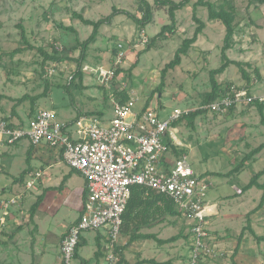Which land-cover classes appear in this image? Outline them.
Segmentation results:
<instances>
[{"label": "rangeland", "instance_id": "rangeland-1", "mask_svg": "<svg viewBox=\"0 0 264 264\" xmlns=\"http://www.w3.org/2000/svg\"><path fill=\"white\" fill-rule=\"evenodd\" d=\"M146 1L152 9V19L148 24L141 26L132 17L116 16L111 25L101 28L97 41L90 46L83 67H111L118 45L124 46L126 59L121 67L124 72L110 87H103L96 77L88 72H83L82 81L78 78L71 83L70 77L77 71V65L73 61L48 63L43 71L44 56L39 50L42 49L49 54L59 52L70 59L79 58L80 50L74 49L77 40L80 42L87 40L93 28L85 26L76 15L91 21H99L111 15L116 8L129 12L135 18H141L145 8L141 6L139 0H0V95L5 96L0 99V120L24 122L39 110H52L57 119L64 123L71 122L80 114L98 115L101 112L100 116L108 123L113 117L112 96L117 89L123 90L125 87L137 92L138 109L144 107L151 99L149 107L160 109L161 117L165 119L175 108L196 111L208 104L206 99L212 91L210 72L220 68L225 62L222 57L226 37L224 24L221 21H210L207 8L202 6L194 8L198 0H190L188 5L176 13L174 26L169 27L170 29L161 35L165 26L172 25L169 7L158 5L155 0ZM172 1L179 3L183 0ZM206 1L219 5L217 9L221 11L224 9L230 11V6L233 7V25L236 33L232 47L226 54L228 60L238 62L241 66L231 64L216 77L220 90L223 92L230 85L248 86L252 94H264V4L258 0ZM194 13L205 23V28L188 54L181 57V62L168 70L160 92L158 88L163 81L162 71L175 59L183 41L192 38L198 27ZM65 28H73L75 32ZM23 29L29 43L22 40ZM27 46H33V49H25V52L10 56L16 48ZM149 46L151 48L146 52ZM136 62L137 66L129 74V70ZM52 65L54 67L50 68ZM52 68L55 72L47 74L46 71L50 72ZM242 70L250 76V83L244 79ZM45 81L51 84L47 96L38 99L35 104L31 100L22 104L17 103L18 99L26 95L32 98L42 95ZM80 110L88 113H79ZM178 136L183 144L192 146L191 151L186 149L189 151L188 161L197 176L207 171L222 173L214 174L215 187L209 190L206 201L220 203L229 200L234 204L233 211L227 205H220L227 222L223 224V228H219V232L226 237L224 244L229 251L235 248L238 242L242 243L239 236L243 226L249 225V221L247 216L244 223H241V219L245 217L247 211L260 205L264 192L253 187L238 195L233 185L243 190L253 176L264 170V151L251 158L245 169L236 175L228 176L223 173L238 167L245 156L264 144V125L261 123L259 111L250 104L248 107L239 105L232 113L210 112L196 120L195 130L181 126ZM21 144L19 148L10 147V150L16 152L11 164L5 159L2 160L5 154L0 156V170L10 172L0 175V201L20 197L19 206L10 210V217L7 220L6 230L9 233L6 234L11 236L13 242L7 247L2 246L10 257L8 259L3 257L1 260L9 264H35V260L39 264H56L60 250L52 234H48L56 230L55 219L49 217L42 220L43 214H39L40 232L37 231V226L30 219V208L36 202L37 187L34 186L32 190L26 188L27 182L31 180L30 174L22 182L13 183L14 177H19L28 167L25 160L28 143L23 141ZM52 152L54 156L56 153V156H59L57 151ZM66 170H69L68 167ZM259 181L264 184V176ZM254 198L255 201H251ZM241 203L244 204L238 207ZM256 208L251 212L262 211L259 221L261 228L255 224L254 230L255 233L264 235V205ZM229 213L237 216V219L231 220L227 215ZM210 219L215 221L220 218ZM187 222L184 215L178 214L176 217L167 215L165 221H162L160 236L169 239L181 232L187 233ZM210 223L211 228L212 222ZM159 231L157 228L156 232ZM247 233L251 235L249 231ZM97 234L93 231L83 234L82 241L85 242L73 264H82L83 260L88 264H96L95 254L99 249ZM121 239L123 231L118 242L122 243ZM139 243L135 245L136 248L139 247ZM147 243L157 246L153 240ZM186 243L182 239L176 245L178 247L175 253L176 260L182 258L181 253ZM162 247L165 249L164 252H170L173 246ZM263 249L264 241H253V238H249L245 241V252L241 254V259L237 258L236 261L240 264H250ZM44 251L46 252L43 253ZM155 252L156 249L148 250L145 256L155 258ZM232 260L233 257H230L228 262L232 263ZM257 261L264 264L263 260ZM101 264H107L106 257Z\"/></svg>", "mask_w": 264, "mask_h": 264}, {"label": "built area", "instance_id": "built-area-1", "mask_svg": "<svg viewBox=\"0 0 264 264\" xmlns=\"http://www.w3.org/2000/svg\"><path fill=\"white\" fill-rule=\"evenodd\" d=\"M125 59L124 46L119 44L111 67L84 66L82 71L96 77L101 86L110 87ZM53 72L54 68L48 74ZM125 89L126 101L112 96L113 117L108 123L97 114L80 115L64 123L52 110H40L24 122L0 120L1 144L11 146L27 141L35 147L46 146L57 151L85 180L82 214L63 237L56 264H73L77 247L88 231L105 236L106 263L119 264L118 239L135 186L142 187L147 196L150 193L166 196L176 211L186 217L190 254L182 264L221 259L223 253L214 245L210 229V218L216 215L215 205L206 201L211 183L195 174L187 154L173 161L169 159L172 147H185L178 136L181 130L177 122L194 110L175 108L165 119L160 109L145 106L138 109L137 92ZM256 101L263 103L264 94H252L248 86H231L201 109L226 114L233 106ZM42 176L41 171L33 173L26 188L32 189ZM19 199L16 196L0 201V240L8 232L10 210L19 206Z\"/></svg>", "mask_w": 264, "mask_h": 264}, {"label": "crops", "instance_id": "crops-1", "mask_svg": "<svg viewBox=\"0 0 264 264\" xmlns=\"http://www.w3.org/2000/svg\"><path fill=\"white\" fill-rule=\"evenodd\" d=\"M246 107H248V105H246ZM79 113H88V112H83L80 110ZM100 114H102V112ZM80 115H88V114H80ZM180 130H181V126H180ZM22 142L23 141L16 143L15 145H11V146L19 148L22 146L21 144ZM11 146L0 143V156L5 154L2 160L5 159L10 164L11 162H13V160L16 157L15 156L16 152H14L13 150H10ZM184 146L185 147L183 148H188L189 151H191L192 146L190 144L189 145L184 144ZM29 151H30V170H31L29 173L30 177L33 175V173L37 171H41L43 174V176L37 181V184L35 185L37 188H35V190H36L37 197L41 195H43L44 197H43L42 203L40 204L37 210V213L34 217L33 222L35 226H37L36 228L37 231L40 232L39 223H38L40 222L39 214L40 215L43 214L42 220L43 219L47 220V218L49 217L55 219L56 230L54 232H48V234H52L53 238L56 240L58 250H60V245H61V241L63 237L69 231L70 227L80 218L82 214L83 201H84L85 191H86V183H85V180L82 178V176L78 172L72 170L64 162L61 155L58 154L59 156H56L57 154L56 153L54 156V153L53 152H52L53 154L51 153V151H55V150L50 149L46 146L31 147L30 143H28V146L25 149L26 159H27ZM47 155L51 157H47ZM169 159L173 161L176 158L173 157L172 155V156H169ZM246 166H244L239 172L243 171ZM66 167H68L69 170H66ZM27 168L28 167H26V169ZM26 169H24V171ZM232 170L233 169L223 174L232 176L233 174L236 175V173H238L236 172V173H233L232 175H229L231 174ZM217 173L222 174L218 171H207L199 176H201L205 181L211 183V189H212L213 187H215V183L213 181L214 174H217ZM2 174H10V172L7 173L5 170H0V175ZM76 175H78L79 177ZM259 183L262 184V182L260 181ZM233 186H234V189L236 188L240 190L241 192V193H238L236 191V194L242 195L245 192L244 189L242 190L236 185H233ZM251 201L254 202L255 198L252 199ZM209 204L215 205L216 215L213 216V218L214 217L220 218V219H216L215 221H212L210 219L211 220L210 222H212V227L210 229H211V236L213 237V243L218 248V250L221 253H223V257L220 260H212V261L207 260V261L201 262L200 264H240L236 261V259L237 258L241 259V254L243 255V253L245 252L244 250L245 241L249 238H253V241H257L255 240V237L253 234L259 237H264V235H259L255 233V230H254L255 224L258 225L259 228H261L259 221H260V215L262 211L252 213L251 211L255 210L256 208V207H253L251 210L245 213V217L241 219V223L242 222L244 223L246 221V216H247L248 218L247 221H249V225L247 224L243 226L242 232L245 228L247 229L242 238V243L239 245V242H238L235 248H232L228 251L226 249V245L224 244L226 237L220 234L219 232V228H223V224L227 222V220L224 217V214L222 213L220 205H227L229 208L232 209L230 210L233 211L235 209L234 204L230 202L229 200L221 201L220 203L214 202V203H209ZM243 204L244 203L239 204L238 207L242 206ZM163 206H164V203L159 202L157 205L153 206L150 209L146 207H141L138 210H136V212L132 215L133 219L131 220L129 225L127 224L125 225L124 223L123 230H122L123 239H121L122 243L119 242V247L122 249L124 260H122L120 264H182L186 260V258L189 256L190 250H189V243H188V239H189L188 231L187 233H185V231L183 232L184 236L179 241L175 243L164 244V245H170V247L175 246V248L173 247L170 248L169 250L170 252H164L165 249L162 247L164 245H160L154 239H142L139 237L140 235L152 234V235L157 236V238L160 240H167L166 238L160 236V234H162L161 224H162V221H165V217L171 214L163 211ZM227 215L231 217V220L237 219V216L233 214L229 213ZM171 217H176V216L171 215ZM28 223H29V220H27V224ZM157 228H159L160 230L159 232H156ZM250 229L252 230L253 233L250 231ZM248 231L251 233L250 235L251 237L248 235L247 233ZM6 233H9V232H5L4 235H2L1 240H0V264H9L7 262L3 263V260H1L3 259V257H5V259H8L10 257V254L4 252V250L2 249V246L7 247L10 243L13 242L11 236L7 235ZM132 236H135V239L133 241H131ZM182 239H184L185 242L187 243L184 248V251L181 253L182 258L180 259L178 258L179 260H176L175 253L178 251V247H176V245H178V243L181 242ZM104 240H105V236L102 233H98L96 236V241H97V246L100 248V251L102 252V255L99 256L96 264H101V261L105 257L103 253V249H102ZM149 240L155 241L157 246L155 245L152 246L148 244L147 242H149ZM138 242H140L139 247L136 248L135 245ZM238 246H239V249L237 251ZM152 249H156V252H155L156 257L155 258L146 257L145 253L148 252V250H152ZM45 252L46 251H44L43 253ZM134 252L136 254H133ZM230 257H233L232 263L228 262ZM58 259H59V256H57L56 263H58ZM254 260L255 261H253L250 264H260L257 260L264 261V249L262 251L260 250L258 255L254 257ZM148 261H154L155 263H146ZM218 261H220L221 263H219ZM34 263L39 264V262H37L36 260Z\"/></svg>", "mask_w": 264, "mask_h": 264}, {"label": "trees", "instance_id": "trees-1", "mask_svg": "<svg viewBox=\"0 0 264 264\" xmlns=\"http://www.w3.org/2000/svg\"><path fill=\"white\" fill-rule=\"evenodd\" d=\"M249 1H253V0H249ZM258 1H260L262 4H264V0H258ZM139 2L141 3V6L145 8V10L142 12L141 18H135L129 12H127L125 10H118L116 8H114L113 13L111 15L107 16L106 18L100 19L99 21H91V20L85 19L81 15H76V18L78 20H80L85 26H90L93 28L92 34L90 35V37L87 40H85L84 42H80L77 40L76 47L74 49L80 50L79 58L70 59L68 57H64V56L60 55L59 52H54L53 54H49V53L45 52L44 50L40 49L39 51L44 56V61L42 63L43 71L45 70V67L48 63L60 64V63H64L67 61H73L77 65V71L74 73L73 79L70 82L73 83L75 81V79H78V78L82 81L83 76H84L83 71H82L83 64H84L85 60L87 59L88 52L90 50V46L97 41L99 32L103 26L111 25L113 19L119 15H127L129 17H132L141 26H144L150 22V20L152 19V9H151L150 4L146 0H139ZM155 3H157L158 5H163V6L169 7V16L171 18L172 25L171 26H165L162 29L161 35H163L167 29H170L169 27L174 26V24L176 22V13L179 10L183 9L186 5H188L190 3V0H183L182 2H179V3H175L172 0H155ZM198 6H202V7L207 8V10L209 12V20L210 21H221L226 28V37L224 40V46L222 48V57L225 60V62L220 68H218L216 70H212L210 72V82L212 84V91L207 96V99H206V103H210V102L218 99L220 97L221 93L225 92V90L223 92H222V90H220V86L216 81V77L218 75L222 74L231 64H235L237 66H241V64L238 62H235V61L228 60V57L226 54V52L228 50H230L232 47L233 40H234L235 33H236V31L234 29V25H233V22H234L233 7L230 6V11L229 10L226 11L225 9L221 11L220 9H217V6H219V5H216L215 3L207 2L206 0H198L195 3L194 8H197ZM194 20L198 24V27L195 30L194 36L190 39H185L183 41L182 46L176 52L175 59L172 62H170L165 67V69L162 71V80L163 81L158 88L160 92L162 91V88L164 85V79L166 78V74H167L168 70L177 66L181 62V57L188 54L190 48L194 44H196L198 37L202 34L203 29L205 28V23L202 22L195 15V13H194ZM65 30L75 32V30L73 28H65ZM22 40H24L25 43H29L27 40L24 29L22 30ZM150 48H151V46H149L145 51L148 52L150 50ZM25 49H33V46L16 48L15 50H13L10 53V56L14 57L17 54L25 52L26 51ZM137 64L138 63L136 62L132 66V68L129 70V74L137 66ZM51 67H54V65L50 66V68ZM46 72L48 74V71H46ZM122 72H124L123 68H118L116 70V76L118 77ZM242 72H243L244 79L247 80L248 83H250V81H251L250 76L245 71L242 70ZM256 73H258V72H256ZM231 86L232 85H230L228 87V89ZM50 89H51V84L48 81H45V90H44V93L42 95L34 97V98L26 95L23 98L18 99L17 103L22 104L23 102H25L27 100H31L32 103L35 104V102L38 99L47 96ZM114 96L123 102L128 99L126 89H123V90L117 89L114 93ZM3 98H5V96L0 95V99H3ZM150 102H151V99H149L147 101L145 108L149 107ZM253 105L258 109L259 114L261 116V123L264 125V102L260 103V102L256 101V102H253ZM234 109H235V106L231 107L229 109L228 113L234 112ZM208 113H210V112L207 109H199V110L193 111V112L189 113L188 115H184L180 119V121L177 122L176 125L185 126L191 130H195L196 129V120L198 118L205 117ZM14 114H15V112H14ZM89 115H93V114H89ZM98 115H101V114H98ZM31 147H33V146L31 145ZM171 151H172L173 157H175V158H179L182 155H185L188 153V150L186 148L172 147ZM262 151H264V144H262L261 146H259L255 150H253L247 156H245L241 160L240 165L238 167H236L235 169H233L231 171V174H229V175H232L233 173L239 172L244 166H246L247 163H249L251 158H253L255 155L261 153ZM26 162H27L28 168L24 172H22L19 177H14L13 183L22 182L24 180V178L27 177V175H29V173L31 171L30 170V151L28 152ZM262 176H264V170H262L261 172H258L255 176H253L244 190L247 191L253 187H257V188L264 191V184L259 183V179ZM43 197H44L43 195L38 196L36 202H34L32 204V206L30 208V219H31V221L34 220V217L37 213V210L43 201ZM159 202L164 203L163 211L170 213L171 215H174V216L180 214L176 211L173 202L170 199H168L166 196L160 195V194H155V193H150V195L147 196L146 191L144 189H142V187L135 186L132 189L131 198L129 200L127 210L123 216V221H124L125 225L126 224L129 225V223L133 219L132 215L136 212V210H138L141 207H146V208L150 209L153 206L157 205ZM263 205H264V192H263V195L261 198L260 205L258 207L259 208L263 207ZM258 207L256 209H258ZM124 223H123V226H124ZM246 229L247 228H245L243 230V232L240 236V240L243 238ZM122 230H123V228H122ZM250 231L252 232L251 229H250ZM253 235L258 242L264 241V237H259L255 234H253ZM183 236H184V234H183V232H181L180 234H178L172 238H169L167 240H160L157 238V236L152 235V234L140 235L139 237L142 239H154L160 245H164V244H169V243H175V242L179 241ZM134 239H135V236H132L131 241H133ZM84 242L85 241L81 240V243L77 247L75 257H79L80 248L84 245ZM98 243H99V241H98ZM239 245H240V242H239ZM238 249H239V246L237 248V251H238ZM117 250H118V253L120 254V262H119V264H120L121 261L124 260V256L122 254V249L120 247ZM100 255H102V252L100 251V248H99V250L95 254V257L98 259ZM146 263H155V262L154 261H148ZM82 264H88V262L86 260H83Z\"/></svg>", "mask_w": 264, "mask_h": 264}]
</instances>
